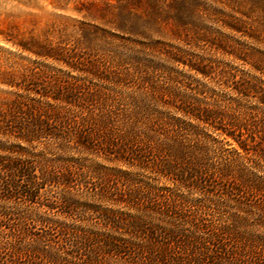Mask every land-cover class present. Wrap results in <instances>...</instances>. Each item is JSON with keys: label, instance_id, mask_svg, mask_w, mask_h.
Segmentation results:
<instances>
[{"label": "trees", "instance_id": "trees-1", "mask_svg": "<svg viewBox=\"0 0 264 264\" xmlns=\"http://www.w3.org/2000/svg\"><path fill=\"white\" fill-rule=\"evenodd\" d=\"M136 44L129 49L131 68L130 61L114 56L97 74L108 88L75 83L67 86L69 100L52 97L63 105L32 103L23 109L17 101L13 110L14 117L22 115L15 119L19 140L47 137L59 150L114 166L61 156L14 162L5 154L0 186L30 201L43 185L63 189L61 212L82 215L62 226L65 242L77 249L65 252V263L74 258V264H264V116L208 96L203 85L169 77L170 68L154 70L139 57L151 55L206 77L186 53L160 42ZM148 68L152 74H141ZM154 71L167 75L154 81ZM133 76L135 88L122 93L125 79ZM6 177L24 178L28 185L13 182L9 191ZM44 257L58 262L61 248ZM34 260L40 263V257Z\"/></svg>", "mask_w": 264, "mask_h": 264}, {"label": "rangeland", "instance_id": "rangeland-1", "mask_svg": "<svg viewBox=\"0 0 264 264\" xmlns=\"http://www.w3.org/2000/svg\"><path fill=\"white\" fill-rule=\"evenodd\" d=\"M139 1L0 0V147L12 151L0 152V156L7 154L14 162L84 157L88 164L113 167L73 149L59 150L58 143L52 144L54 141L47 137L31 143L19 140V122L16 124L15 119L22 115L14 117L13 110L17 101L24 103L23 109L32 103L63 105L52 97L69 100L67 86L75 83L89 85L90 81L108 88L97 77L104 65L110 66V59L119 56L124 62L130 61L131 68L133 53L129 49L138 42H160L166 49L186 53L185 58L203 67L207 76L181 65L172 67L151 55L139 56L154 70L170 68L173 72L169 77L194 87L203 85L208 96L221 97L225 103H236L257 117L264 116V0ZM146 72L152 74L151 68L141 74ZM160 72H153L154 81L163 80L166 72ZM132 78L135 76L125 79L122 93L135 88ZM235 88L246 96L238 95ZM32 174L40 175L38 170ZM5 179L9 191L13 182L20 188L28 185L24 178ZM71 193L76 191L71 189ZM63 194L60 187L43 185L36 199L30 201L0 186V264H35V257H40L39 264H51L44 255L59 248L61 259L52 264L78 262L74 258H68L70 263L63 261L65 252L77 249L65 242L62 226L82 217L76 212L71 217L61 212ZM47 205L55 208L48 209Z\"/></svg>", "mask_w": 264, "mask_h": 264}]
</instances>
